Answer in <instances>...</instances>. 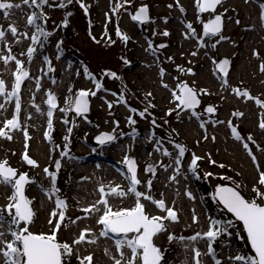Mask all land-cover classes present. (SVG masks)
<instances>
[{
    "label": "rangeland",
    "instance_id": "374dc122",
    "mask_svg": "<svg viewBox=\"0 0 264 264\" xmlns=\"http://www.w3.org/2000/svg\"><path fill=\"white\" fill-rule=\"evenodd\" d=\"M13 2L19 3L20 7L13 8L7 17L3 14L4 10L0 9V26L5 30L12 53L25 61L33 78L24 83L20 92L21 128L11 130V139L0 136V160H6L7 164L18 172L24 171L34 177V180L27 184L25 191L28 197L33 198L31 206L34 217L31 230H50L48 221L51 210L56 207L55 196L58 194L65 199L67 205L63 209L65 218L58 229V239L72 244L75 237L85 228L93 230L91 233H85L86 236L95 237L94 241L85 240L72 245L73 251L64 258V264H82L77 257H84L88 253H92L91 264H115L114 258L121 259V264H125L130 250L125 247V256L120 257L115 245V240L120 238V234L109 232L108 236L100 235L102 224L97 222L99 213L92 212L85 216L83 210L99 199L101 184L105 186L106 191L109 186L115 185L127 190V165L122 163L127 154L134 157L138 164V178L141 181L151 179L150 194L160 199L162 193L166 204L173 206L178 215L176 221L166 220L165 230L154 237V242L163 252L161 264H195L193 245L200 250L199 259L202 264H215L212 254L207 251L206 237L191 242L187 239L180 240L178 237H190L196 232L207 231L211 219L231 218L221 214L217 200L212 198L211 193L216 184L236 182L246 198L255 196L252 190L254 184L260 187L258 179L259 172L264 171V151L249 142L257 157L254 162L243 147V142L232 136L227 121L231 120L245 138L250 133L256 143L264 147V130L259 127V121L264 117V109L257 105L254 99H245L232 91L233 87L247 89L252 94L251 97L264 100V71L261 70V63L264 62V20L261 19L264 0H222L216 13H222L224 28L221 34L225 39L220 40L215 48L199 47L194 37L184 36L187 31L185 21H191L198 34L202 32L194 0H180L186 10L184 13L175 6V0H132L131 4H124L116 13L111 11L115 0H84L88 5L87 13L80 6L79 0H73L65 9L51 8L46 4L43 6V11L48 13L45 26L51 31V35L44 47L37 49L31 62L21 53H26L31 43L30 36L34 29L27 24V16L33 6L23 4L21 0ZM141 4L149 6V16L152 17L143 24L133 21L130 15ZM169 4L173 7H169ZM66 14L69 23L63 26L61 21ZM199 15L204 20L209 18V13L206 12ZM164 17H168L167 21ZM9 24H14L19 29L17 35L27 32L28 37L21 36L17 41L7 28ZM117 24L121 32L129 37L127 41L116 35ZM164 29H168V35L162 34ZM153 32L156 34L153 35ZM108 37H111L112 42H109ZM214 39H219V36ZM149 40L157 46L154 50H149ZM205 40L210 43L207 38ZM58 41H62L59 54L56 49ZM162 42L166 46L158 47ZM254 50L259 55H254ZM194 51L197 54L192 55ZM4 54H7V48L4 42L0 41V55ZM45 55L51 58L52 70L44 64ZM213 57L217 60L225 57L230 61L231 69L226 76L227 85L223 84L221 75L212 62ZM122 58H126L130 63H126ZM177 65L185 69L190 67L194 72H181ZM85 66L96 78L101 79V89L95 90L93 80L84 75ZM15 68L14 61L5 64L0 60V77L9 90L14 80ZM160 68L165 69L163 77L160 75ZM105 69L116 71L118 77L107 76ZM36 77L40 78L39 88L36 87ZM161 79L168 87L161 84ZM178 80L185 81L197 89L208 90L207 94H201V104L197 108L202 114V119L207 121V139L203 138L205 130L189 110L180 112L179 118L176 115L179 110L167 113V109L175 107L171 89L177 86ZM69 87L71 93L68 91ZM80 88L95 91V95H90L92 100L89 113L77 115L74 110L62 112L60 108L64 105L65 98L74 95ZM49 89L58 98L51 129L47 127L46 93ZM117 93H123L126 102L117 103L120 99ZM108 101H112L111 108ZM0 104L5 105L0 108V127H3L5 119L13 115L15 99L6 101L1 95ZM208 104L215 106L217 111L213 114L205 113L204 108ZM129 106L140 111L147 108L148 111L141 117L138 112L131 113ZM236 111L243 115L234 116ZM28 113H31V117ZM85 115L87 119H84ZM129 115L134 116V125L128 124ZM209 115L212 119L224 123H212ZM152 119L157 121L158 126L155 128L151 123ZM115 121H119L118 126ZM22 128H26L29 133L27 152L38 161L36 166L28 165L22 159L25 151ZM69 128L72 129L71 132L67 131ZM114 128L117 137L114 141L104 145L94 141V137L100 132H110ZM132 128L137 129L135 137L131 134ZM172 129H175V132H172ZM45 131L49 132L51 140L44 136ZM153 131L155 137L150 139ZM169 133L186 147L181 171L175 180H170L169 177L175 168L172 157L178 150L167 139ZM66 135L69 138L67 142L64 140ZM213 135L215 139L212 138ZM159 138H165L163 146L169 148L172 157L163 155L154 147L155 139ZM65 143L68 153L62 156L61 151ZM193 153L200 157L197 161V174H193L188 168ZM56 159L61 161L59 169L55 167ZM162 163L168 164L169 167H161ZM221 164L224 167H221ZM147 165L155 167L154 174L145 171ZM46 166L50 171L57 172L56 185L59 192L51 198L43 191V188L50 187L51 183L50 177L44 172ZM206 172L212 175L205 177ZM219 174H226L232 177V180H225ZM205 180H208V183ZM137 187L142 191L147 190L144 183ZM186 190L191 191L195 199L190 198ZM261 190L264 191V187H261ZM10 193L11 188L0 183V205L8 203L7 197ZM109 201L114 208L127 207L133 205L134 196L129 194L118 197L109 194ZM144 203L149 213L164 214L154 203ZM97 207L102 208V205ZM193 211L198 217L196 221L192 219ZM77 217L79 219H76ZM168 233H174L177 238L169 240ZM229 233L231 234L222 233L213 241L215 254L221 264H237L236 261L230 260V257L253 254L252 249L247 246L242 224L234 221V227L229 229ZM5 238L10 237L6 235ZM228 239L231 241L228 242ZM185 244L189 247L185 248ZM0 264H4L2 256Z\"/></svg>",
    "mask_w": 264,
    "mask_h": 264
},
{
    "label": "snow or ice",
    "instance_id": "6c2138e0",
    "mask_svg": "<svg viewBox=\"0 0 264 264\" xmlns=\"http://www.w3.org/2000/svg\"><path fill=\"white\" fill-rule=\"evenodd\" d=\"M49 0H21V3L33 6V10L27 16V24L31 26L34 30L31 33L30 40L31 43L26 49V53H21V55H26L27 60L31 62L34 59V54L37 52V49H42L45 42H47L51 31L46 28L48 13L43 11V6L48 4ZM70 2V0H61V3ZM80 6L87 13L88 5L84 3V0H79ZM132 0H115L114 6L111 9L113 13H116L124 4H131ZM221 3V0H194L195 8L197 11V19L200 20L202 24V32L197 33L196 29L193 27L191 21H185V27L187 31L184 32L186 38L194 37L199 47L210 46L215 48L220 40L225 39L221 34L222 32V13H216L215 9L218 4ZM173 7L172 4L168 5ZM175 6L179 9L181 13H184L186 10L183 5L180 3V0H175ZM19 3H14L13 0H0V9L4 10L5 17L9 16L13 8H19ZM226 11V9H225ZM208 12L209 18L207 20L202 19L199 15L200 13ZM131 19L136 22L143 23L144 21H149L152 17L149 16V6L147 4L139 5L134 12L130 13ZM107 16V14H106ZM167 21L168 17L163 18ZM261 19L264 20V12L261 14ZM69 23L67 19V14L65 18L61 21L63 26H67ZM11 34L16 38L17 41L21 39V36L28 37V33L24 32L21 35H17L19 29L14 24H9L7 26ZM156 33L153 32V35ZM163 35H168V29H164ZM105 35H107V29L105 30ZM116 35L121 37L124 41H127L129 37L127 34L122 33L119 25L116 26ZM219 36V39H214ZM205 38L208 39L206 43ZM95 39V37H93ZM109 42L111 37H108ZM0 41L4 42V46L7 48V54L0 55V60H3L5 64L9 61H14L16 68L14 70V80L9 90L6 87L5 81L0 78V94L3 95L4 99L11 100L15 99V110L13 115L10 118H6L4 121V126L0 127V136L11 139V130L21 128V122L19 119V112L21 109V85L26 78H33L30 76L29 67L25 64V61L18 59L16 55L12 53V48L10 43L6 39V33L2 26H0ZM62 41H58L56 44L57 53H60V45ZM166 44L162 42L158 47H165ZM149 50H154L157 46L153 44L151 40L148 41ZM197 54L195 51L192 55ZM254 55H259L258 52L254 50ZM59 58V55L58 57ZM126 63H130L126 58H122ZM171 60V57H167ZM44 64L49 70L53 69L51 64V58L45 55L43 57ZM212 62L214 63L216 69L220 74H222L221 79L224 85H227L228 81L226 79V74L228 70L229 60L227 58H222L217 60L213 57ZM181 72L193 73L194 69L192 68H182L180 65L176 66ZM261 70L264 71V62L261 63ZM43 71V69H41ZM104 73L112 78L118 77V73L111 69H105ZM165 74V69L160 68V75L163 77ZM84 75L93 80L95 85V90H99L102 87L101 79L96 78V76L89 71L87 66L84 67ZM36 87H40V78L36 77ZM53 83H55V78H52ZM161 84L164 87H168L167 83L161 79ZM71 93V87L68 89ZM232 91L240 96H243L245 99L251 98L254 99L256 104L264 109V100H260L256 97H251L249 90L239 89L236 87L232 88ZM207 89H197L194 86H190L187 82L178 80L177 86L171 89V97L175 102L174 108L167 109V113L171 114L176 111L177 118H179L180 112L185 109L189 110L191 115L197 119L202 129L205 130L204 139H207L206 125L207 121L202 119L201 112L197 111V107L201 103V94H207ZM47 117L48 124L47 127L51 129L53 127L52 117L54 110L58 107V98L52 90H47ZM90 95H95L93 89L80 88L77 89L74 95H68L65 98L64 105L60 110L64 113H67L69 110H74L77 115L84 114L89 111V99ZM119 100L117 103L124 101L123 93H117ZM149 95H151L149 93ZM126 102V101H124ZM33 103H35L33 101ZM151 102H149L150 104ZM108 106L111 108L112 101H108ZM4 104H0V108H4ZM39 111V106H37ZM131 113H137L143 117L148 111L147 108L140 111L136 108L129 106ZM217 111L216 107L212 104H208L204 108V112L207 114H213ZM31 117V113L27 114ZM234 116H242L241 112H234ZM84 119H87V116H84ZM209 120L214 124L224 123V121L212 119V116L209 115ZM67 123V121H65ZM127 122L129 125H134L136 123L134 116L129 115L127 117ZM75 123V121H73ZM153 128L157 125V121L152 119L151 121ZM115 124L118 126L119 121H115ZM231 129L232 136L243 142V147L251 156L254 162L257 161V157L254 154L250 143L256 144L257 148H260L261 151H264V147H261L253 139L252 135L249 133L247 138L241 135L240 131L233 124L231 120L227 121ZM259 127L264 130V117L259 121ZM24 133L25 140V151L22 154V159L28 164L36 166L38 161L32 158L27 152V145L29 140V133L26 128L21 129ZM71 132L72 129L67 130ZM175 132V129L171 130ZM116 129L114 128L110 132H100L94 137L95 141L99 145H104L106 142L114 141L117 137L115 135ZM137 129L132 128V136L135 137ZM120 135H125V133H120ZM44 136L51 140V136L48 131L44 132ZM155 132L153 131L151 136L154 138ZM215 139V136L212 137ZM68 136L64 137V140L68 141ZM165 138L155 139L154 147L161 151L163 155L172 157V152L169 148L163 146V140ZM167 139L170 143L173 144L174 148L177 149V154L172 157L173 163L175 165L173 174L169 177L170 180H175L176 176L181 171V162L186 151L184 144L177 142L172 138L171 133L168 134ZM95 151V149H93ZM68 153L67 143L62 148L61 155H66ZM200 159L195 153L192 154L191 161L188 164L189 170L193 174H197V161ZM215 163V161H212ZM55 167L59 169L61 166L60 159L55 160ZM122 163L127 165L126 176L129 181L127 190L120 187L119 185L109 186L107 191L105 186L101 184L99 186L100 197L95 204L87 205L83 213L85 216L90 215L92 212L99 213L98 223L102 224L100 230V235L108 236L109 232L120 234V238L115 240L116 249L120 254V257L125 256L123 249L126 247L130 250V256L125 261V264H161L163 252L155 242L154 237L156 234L165 230L166 220L176 221L178 215L176 209L173 206L166 204L165 200L162 198L163 194L161 193V198L156 199L153 195L150 194L152 188L151 179L147 181H141L137 176V169L134 157L125 155ZM224 167L223 164L220 165ZM161 167L167 169L168 164H161ZM259 167V165H257ZM145 171L150 173H155V167L153 165H147ZM44 172L50 177V187L43 188V191L48 193L49 198L53 194H57L59 189L56 185L57 172L50 171L46 166ZM212 175V173H205L204 176L207 177ZM222 175L225 180H232V177L227 176L226 174ZM34 177H30L24 171H17L16 168L11 167L7 164L6 160H0V183H4L11 188V193L8 195V203L5 205H0V256L3 257L4 264H64V258L71 254L73 251L72 245L80 243L82 241H94L95 237L86 236L85 233H91L93 230L90 228L82 229L78 236L72 241V244H69L67 241H61L58 239L57 232L61 227V223L65 218L66 201L62 199L58 194L55 196L56 207L51 210L49 225L50 230L48 232L44 231H33L31 230V223L34 217V210L31 206V199L26 195L25 185L33 181ZM144 183L147 190L142 191L138 189V185ZM258 187L256 184L252 186V190L255 192V196L251 198H246L241 191L239 190V184L233 182L232 184L227 183H218L214 186V190L211 193L212 198L217 200L218 205H221L224 210H226L231 218L227 220H216L211 219L209 222V227L207 231L196 232L190 237H178L180 240H189L195 241L197 238L206 237L208 248L207 251L209 254H212V257L215 261V264H221V260L216 256L215 249L213 247V241L220 236L222 233H229V229L234 227V221L236 223L242 224L243 231L246 232V239L251 245L253 254L242 255L238 254L235 257H230V260H234L237 264H264V191L261 190V187H264V171L259 172ZM109 194L118 197H125L129 194L134 196V203L132 206L127 207H116L114 208L109 201ZM186 194L195 199L191 191L186 190ZM144 201H150L154 203L162 212L163 215L151 214L146 210V204ZM97 205H102V208L97 207ZM91 210V212L89 211ZM76 219H79L77 217ZM193 221L198 220L195 211H193L192 216ZM5 225L7 226L5 228ZM10 238H5V236ZM175 237L174 233H168V239L172 240ZM185 248H188L189 245L185 244ZM107 253V249L105 250ZM194 252V262L195 264H202L199 259L200 250L193 245ZM77 259L81 260L82 264H91L92 253H88L84 257L78 256ZM115 264H121V259L114 258Z\"/></svg>",
    "mask_w": 264,
    "mask_h": 264
},
{
    "label": "water",
    "instance_id": "95a60500",
    "mask_svg": "<svg viewBox=\"0 0 264 264\" xmlns=\"http://www.w3.org/2000/svg\"><path fill=\"white\" fill-rule=\"evenodd\" d=\"M222 1V0H221ZM73 2V0H70V2H65V3H61V0H49V2H48V5H49V7H51V8H65V7H67L68 5H70L71 3ZM218 6H219V4L216 6V9H215V11L217 10V8H218ZM206 13H208V12H206ZM146 22H148V21H144L143 23H146ZM137 23H140V22H137ZM143 23H141V24H143ZM222 25H223V27H222V29L224 28V19L222 20ZM222 58H225V57H220V58H218V60L219 59H222ZM228 59V58H227ZM230 69H231V65H230V61H229V65H228V70H227V74H226V76L229 74V72H230ZM218 71V70H217ZM221 76H222V74H220ZM1 78V77H0ZM29 78H26L24 81H23V83H22V85H21V89L23 88V85H24V83L28 80ZM7 87V86H6ZM21 91V90H20ZM0 95H2V94H0ZM88 99H89V101H90V103H89V111H90V104H91V100H92V98H91V96H89L88 97ZM201 104V103H200ZM200 106V105H199ZM198 106V107H199ZM197 107V108H198ZM185 110H187V109H185ZM89 111L88 112H86V113H84V114H87V113H89ZM75 112V111H74ZM115 135H116V132H115ZM94 141H95V139H94ZM96 143H98L97 141H95ZM107 143V142H106ZM135 160V159H134ZM135 164H136V169L138 170V164L136 163V160H135ZM28 184V183H27ZM27 184L25 185V191H26V186H27ZM250 244V243H249ZM251 246V245H250Z\"/></svg>",
    "mask_w": 264,
    "mask_h": 264
},
{
    "label": "trees",
    "instance_id": "16d2710c",
    "mask_svg": "<svg viewBox=\"0 0 264 264\" xmlns=\"http://www.w3.org/2000/svg\"><path fill=\"white\" fill-rule=\"evenodd\" d=\"M260 2V0H258ZM207 183H208V180H205ZM219 211L221 212V214H225L227 217L229 216L230 217V214H228L224 209H222V207L219 205ZM229 238V237H228ZM231 240L228 239V242H230ZM244 243V242H243ZM245 244V243H244ZM226 245V244H225ZM247 246L249 247L248 243H247ZM252 254V253H251Z\"/></svg>",
    "mask_w": 264,
    "mask_h": 264
},
{
    "label": "flooded vegetation",
    "instance_id": "af4514ba",
    "mask_svg": "<svg viewBox=\"0 0 264 264\" xmlns=\"http://www.w3.org/2000/svg\"><path fill=\"white\" fill-rule=\"evenodd\" d=\"M62 9H65V8H62Z\"/></svg>",
    "mask_w": 264,
    "mask_h": 264
},
{
    "label": "bare ground",
    "instance_id": "6f19581e",
    "mask_svg": "<svg viewBox=\"0 0 264 264\" xmlns=\"http://www.w3.org/2000/svg\"><path fill=\"white\" fill-rule=\"evenodd\" d=\"M82 221H84V220H82Z\"/></svg>",
    "mask_w": 264,
    "mask_h": 264
}]
</instances>
